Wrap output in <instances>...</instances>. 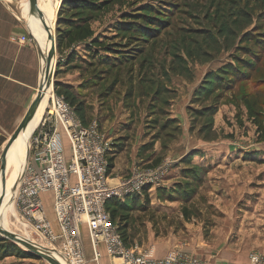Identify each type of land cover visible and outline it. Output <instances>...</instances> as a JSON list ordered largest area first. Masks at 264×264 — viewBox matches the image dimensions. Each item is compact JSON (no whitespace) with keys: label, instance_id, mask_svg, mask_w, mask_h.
Returning a JSON list of instances; mask_svg holds the SVG:
<instances>
[{"label":"rangeland","instance_id":"374dc122","mask_svg":"<svg viewBox=\"0 0 264 264\" xmlns=\"http://www.w3.org/2000/svg\"><path fill=\"white\" fill-rule=\"evenodd\" d=\"M47 1L37 6L55 26L61 2ZM45 4L57 13L47 15ZM97 6L66 16L87 21L106 53L91 58L77 47L70 60L68 51L56 52L54 81L80 116L105 127L109 158L127 147L123 159L135 154L129 173L115 177L165 169L158 187L115 202L128 247L158 258L185 249L199 264H250V254L264 256V0ZM35 29L38 37L47 31L44 24ZM62 145L68 159L67 141ZM7 156L5 186L14 171ZM41 199L52 220V195ZM0 225L32 242L9 198L0 200ZM0 264L48 263L0 235Z\"/></svg>","mask_w":264,"mask_h":264},{"label":"built area","instance_id":"2783aa9c","mask_svg":"<svg viewBox=\"0 0 264 264\" xmlns=\"http://www.w3.org/2000/svg\"><path fill=\"white\" fill-rule=\"evenodd\" d=\"M20 42L35 43L30 38ZM1 138V132H0ZM69 146L68 159L63 141ZM110 140L97 120L84 125L75 109L51 91L44 117L28 143V160L19 190L13 198L17 224L50 254L66 264H86L83 235L87 236L90 262L102 254L111 264H199L184 249L164 257L128 247L118 220L108 205L122 202L159 186L163 168H135L128 178L112 177ZM52 195L53 219L47 217L41 196ZM37 245V244H36ZM250 264H264V256L249 255Z\"/></svg>","mask_w":264,"mask_h":264},{"label":"crops","instance_id":"0c3cea01","mask_svg":"<svg viewBox=\"0 0 264 264\" xmlns=\"http://www.w3.org/2000/svg\"><path fill=\"white\" fill-rule=\"evenodd\" d=\"M48 2H50V0L47 1V3ZM42 19L48 20L46 16ZM30 35L34 38L36 37L34 40L35 43L20 42L21 38H30ZM37 35L35 26L30 23L28 0H0L1 160L3 156H7L9 149L12 152L13 145L11 144V140L13 135L37 93L38 81L40 80V82H42L43 80L42 77L39 79V76H41L40 66L43 64L44 60H46V42L44 43V40ZM39 49L41 51L40 58L38 55ZM103 128L101 129L103 130ZM127 149L128 147L125 150ZM125 150L116 156L112 154V157H115L112 163L113 167L110 169L112 177L127 175L133 166V156H135V154H129V156L123 159L122 156L127 153ZM11 152L7 157L14 158ZM0 176L2 178L1 163ZM2 180L3 178L1 179V185ZM123 232L124 235H126L125 230H123ZM83 244L85 256L87 258L86 264H111L103 254L97 263L90 262L91 253L85 231L83 235Z\"/></svg>","mask_w":264,"mask_h":264},{"label":"trees","instance_id":"16d2710c","mask_svg":"<svg viewBox=\"0 0 264 264\" xmlns=\"http://www.w3.org/2000/svg\"><path fill=\"white\" fill-rule=\"evenodd\" d=\"M98 2L99 0H62L61 1L58 13L56 15V24H55L56 52L59 56H62L66 51H68L67 59L73 60L74 55L76 54L75 48L77 47H81L82 50L85 53H87L88 56H91V58H97L101 56L102 52L106 53L107 48L104 46L103 43L99 42L97 39L94 38L93 32L91 30V25L87 21L73 20L71 18H68V16H66V14L70 12L77 13L78 11L93 10L94 7L98 5ZM61 89H63V87L60 86L56 81H54V93L57 96H62L66 101V103H68L70 106H72L75 109V112L77 116L81 119L82 123L84 125H87L89 121H86L82 116H80L81 110L73 106V102L68 101V97L66 95L67 90L64 89V91H61ZM112 163H113V159L109 158V170L113 167ZM146 193L147 192L145 191L144 194ZM115 202L116 201H113L108 205V211L110 212L112 219H116L113 217L114 210L118 205ZM120 225H121V230L122 231L125 230L124 223H121Z\"/></svg>","mask_w":264,"mask_h":264},{"label":"water","instance_id":"95a60500","mask_svg":"<svg viewBox=\"0 0 264 264\" xmlns=\"http://www.w3.org/2000/svg\"><path fill=\"white\" fill-rule=\"evenodd\" d=\"M60 2H61V0H60ZM37 4H38L37 0H28V15L29 16L37 15L38 17L43 18V16L41 15V13L39 11ZM55 20H56V17H55ZM55 24H56V21H55ZM48 40H49V50H48L47 55H46V62H47V67H48L49 73H48V77L46 80V85L43 86L42 82H40V80L38 81L37 93H36L32 103L30 104L24 118L22 119L21 123L19 124V126L17 127V129L13 135V138L11 140L12 145L16 142L19 135L24 132L26 125H27V122H28V119H29V116H30V113L35 109L36 106L39 105V103L43 97V92H47L50 88H52L51 91H53L55 69L57 67L56 62L54 64V67H52V60H53V58H55V54H56L55 26L53 28L52 33L49 34ZM38 55L40 58L41 57L40 49L38 50ZM39 79H40V76H39ZM27 160H28V148H27L26 156H25L24 163L22 165L18 180L15 182L14 186L11 188V190H9V192H5L4 176H5L6 156H3L2 160H1V175H2L3 180H2V193L0 195V200H3L7 194H8L7 196L13 195V198L17 194L19 187H20V184H21V181H22L23 176H24ZM0 235L5 237L9 241L22 246L24 249H26L32 255L36 256L38 259L44 260L48 264H59L55 260V258L49 252L44 250L43 248H40L39 246L34 245L32 242H30L24 238H21L14 233L7 232L6 230H3L1 227H0Z\"/></svg>","mask_w":264,"mask_h":264},{"label":"bare ground","instance_id":"6f19581e","mask_svg":"<svg viewBox=\"0 0 264 264\" xmlns=\"http://www.w3.org/2000/svg\"><path fill=\"white\" fill-rule=\"evenodd\" d=\"M39 2H42V0H37V3H39ZM43 10L49 16H54L57 13L56 8L52 9L49 6H47V4H45ZM30 23L35 27H39L40 24H44L46 26L47 31H45L44 34H42L43 38L42 37H40V38L46 42V55H47V52L49 50L48 36L53 31L54 21L42 19V18L38 17L37 15H31L30 16ZM32 38L34 40L36 39V37L35 38L32 37ZM54 64H55V58H53V60H52V67H54ZM48 73H49V70H48L47 65L45 64L44 69H43V74L40 76V77H43V80H42L43 86L46 85ZM51 90H52V88H50L47 92H43V97H42L39 105L36 106L35 109L30 113V116H29V119H28V122H27V125H26L24 132L19 135L16 142L12 146V153L14 155V171H13L12 178H10L8 180L7 186H5V192H9V190H11V188L14 186L15 182L19 178V174L21 172V168H22V165L24 163L25 156H26L30 136L39 127V125H40V123L44 117L45 110L47 108V102H48ZM26 136H27V138H26ZM16 176H17V178H16ZM1 193H2V188L0 190V195H1ZM7 195L4 199L9 198L10 207L13 208V195H9V196H7ZM0 227L3 230H5L4 227H2L1 225H0ZM42 248L44 250H46L44 247H42ZM51 255L55 258V260L59 264H66L65 261L60 259L58 256H56V254L51 253Z\"/></svg>","mask_w":264,"mask_h":264}]
</instances>
